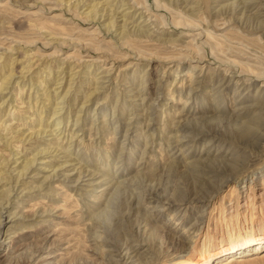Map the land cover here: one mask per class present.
<instances>
[{
    "label": "rangeland",
    "instance_id": "1",
    "mask_svg": "<svg viewBox=\"0 0 264 264\" xmlns=\"http://www.w3.org/2000/svg\"><path fill=\"white\" fill-rule=\"evenodd\" d=\"M240 251H264V0H0V264Z\"/></svg>",
    "mask_w": 264,
    "mask_h": 264
},
{
    "label": "bare ground",
    "instance_id": "2",
    "mask_svg": "<svg viewBox=\"0 0 264 264\" xmlns=\"http://www.w3.org/2000/svg\"><path fill=\"white\" fill-rule=\"evenodd\" d=\"M254 132L255 131L250 129V128H245L244 130H235L233 136L245 138V139H248V141H250L251 139H253L252 137L254 136L253 135ZM239 165H240L239 161L238 162L234 161V162H232L231 165H229L228 168L225 169V171H222V170L221 171L222 172H226V171L235 172L238 170ZM258 242H260V241H258ZM173 243H178L179 247L174 244V247L172 246L173 247L172 253H181L183 251V249L185 248V245L181 244V242H171V245ZM254 244H256V243H254ZM239 245H242V244L240 243ZM243 247H245V246H243ZM255 248H256V246H255ZM256 250H259L258 246H257ZM51 257H53V255H50L48 258H51ZM262 259H264V251H260L258 253H254V254H250V255H248L245 251H240V252L231 253V255H228L222 261H217L214 264H245V263L253 262L255 260H262ZM48 263H51V262H48ZM177 263L178 264H185L182 261L177 262Z\"/></svg>",
    "mask_w": 264,
    "mask_h": 264
}]
</instances>
